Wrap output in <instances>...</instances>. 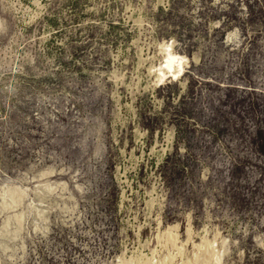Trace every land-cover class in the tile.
I'll return each instance as SVG.
<instances>
[{"label":"rangeland","instance_id":"1","mask_svg":"<svg viewBox=\"0 0 264 264\" xmlns=\"http://www.w3.org/2000/svg\"><path fill=\"white\" fill-rule=\"evenodd\" d=\"M216 262L264 264V0H0V264Z\"/></svg>","mask_w":264,"mask_h":264},{"label":"bare ground","instance_id":"2","mask_svg":"<svg viewBox=\"0 0 264 264\" xmlns=\"http://www.w3.org/2000/svg\"><path fill=\"white\" fill-rule=\"evenodd\" d=\"M165 60V59H164ZM185 62V57H183V56H180V54L179 55H177V54H174V53H171V52H169L168 53V55H167V57H166V60H165V66H163V67H161V69H160V71H167V72H172V71H174V67L175 66H177V65H180V68H181V66H182V68L184 67L183 66V63ZM163 63V62H162ZM163 65H164V63H163ZM159 69V68H158ZM4 194V193H3ZM20 220H22V219H20ZM191 227V226H190ZM193 228V227H192ZM191 228V229H192ZM179 230V229H178ZM176 232H177V230H175ZM211 231V230H210ZM172 232H173V230L172 229H170L169 231H167L166 232V234L165 235H163V237H164V239H167V241H170V242H172L173 244H175V248H176V245H177V243H179V242H177V238L178 237H176V236H174L173 234H172ZM174 233V232H173ZM189 233H191V231L189 232ZM190 235V234H189ZM191 236V235H190ZM189 236V237H190ZM192 237V236H191ZM158 238H160V237H158ZM217 238V237H216ZM148 242V241H147ZM171 243V244H172ZM160 244V243H159ZM172 244V245H173ZM189 245V244H188ZM170 246V245H169ZM174 246V245H173ZM185 246V245H184ZM221 246H224L223 244L221 245ZM177 247H178V245H177ZM202 247V246H201ZM215 247H216V245H215ZM174 248V249H175ZM184 249V248H183ZM198 250H200V249H198ZM136 251V250H135ZM223 251V250H222ZM213 252V251H212ZM222 254L224 253V252H221ZM220 253V254H221ZM221 254V255H222ZM182 256H184V255H182ZM154 257V256H153ZM170 258V257H169ZM218 258V257H217ZM216 258V259H217ZM153 259V258H152ZM166 259H167V257H166ZM203 259V258H202ZM207 259V258H206ZM159 260V259H158ZM219 261H220V259H218ZM152 261V260H151ZM218 261V262H219ZM164 262V261H163ZM167 262V261H166ZM172 262V261H171ZM165 263V262H164ZM196 263V262H195ZM144 264V263H143ZM155 264V263H154ZM216 264H217V262H216ZM221 264V263H220Z\"/></svg>","mask_w":264,"mask_h":264}]
</instances>
